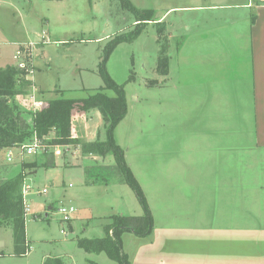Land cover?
Returning a JSON list of instances; mask_svg holds the SVG:
<instances>
[{
  "label": "rangeland",
  "instance_id": "obj_1",
  "mask_svg": "<svg viewBox=\"0 0 264 264\" xmlns=\"http://www.w3.org/2000/svg\"><path fill=\"white\" fill-rule=\"evenodd\" d=\"M209 3L0 0V66L13 61L18 44L38 42L32 50L28 71L36 99L44 101L61 93L66 98H85L106 85L102 69L122 87L125 112L113 127L112 138L141 187L154 225L156 220L172 222L181 208H187L185 196H179L194 188L184 165L191 161L208 162L210 156L212 161L233 162L230 152L214 153V142L218 140L213 138L206 145L211 143L210 154L191 153L190 143L194 139L200 144L195 148L200 149L206 139L193 136V131L198 133L207 120L222 136L229 137L228 142H234L231 134L239 128L242 133L237 132L234 140L251 141L243 137V132H253L252 124L237 121L242 115L246 118L249 106L234 99L230 85L215 92L219 95L213 102L221 101V107L210 108L206 106L208 101H204L201 82L206 35L232 36L240 33L239 26L245 28L235 23L212 33L206 31L214 24L215 16L225 13L210 10ZM147 10L153 11L152 20L139 24L137 19ZM43 34L47 42L41 44ZM161 44L165 45L167 55L166 74L156 71ZM103 91L114 96L111 89ZM20 106L33 112L27 105ZM88 117L85 113L73 118V136L81 141L104 140L103 120L96 123L94 117L84 127ZM43 144V151L28 158L20 155V149H12L18 154L11 162L6 161V150L0 152V170L6 176L20 172L22 161L34 160L37 164L33 171H23L24 182L31 187L24 194L29 206L25 213L26 252H15L12 227L0 223V264H42L53 257H58L62 264H120L105 251L89 252L78 244L81 238L102 237L111 215H129L126 212L132 213L133 209L140 215L144 213L138 197L118 173L115 158L82 155L80 148L73 145L56 146L45 141ZM243 163L259 166L264 163V155L245 154ZM69 205L75 211L69 221H64L58 208ZM127 234L124 231L121 235L123 252L127 243L130 245Z\"/></svg>",
  "mask_w": 264,
  "mask_h": 264
},
{
  "label": "crops",
  "instance_id": "obj_2",
  "mask_svg": "<svg viewBox=\"0 0 264 264\" xmlns=\"http://www.w3.org/2000/svg\"><path fill=\"white\" fill-rule=\"evenodd\" d=\"M248 1L209 0L210 10L225 13L215 16L214 24L207 26L206 31L212 33L235 23L245 28L239 26L240 33L232 36L206 35L201 83L205 88L204 101L210 108L222 106L221 101L214 103L213 99L219 95L215 92H221L226 85L234 91L236 101L249 106L246 118L242 115L237 121L252 124L253 132H243V137L251 141L234 140L237 132L242 133L239 128L231 134L234 142H228L229 137L222 136L207 120L202 132L191 133L206 138L202 149L195 148L200 144L194 139L191 153L210 154L211 143L206 145L213 138L218 140L214 142V153L230 152L233 162L212 161L210 156L208 162L191 161L184 165L194 188L179 196H185L187 208L176 212L172 222L156 220L145 235L127 231L130 245L127 243L124 253L129 264H264V163H243L245 154L264 155V0H251L250 6ZM9 64H14V60L6 65ZM87 115L84 127L94 117L96 123L102 121L95 109ZM135 210L126 213L141 216Z\"/></svg>",
  "mask_w": 264,
  "mask_h": 264
},
{
  "label": "trees",
  "instance_id": "obj_3",
  "mask_svg": "<svg viewBox=\"0 0 264 264\" xmlns=\"http://www.w3.org/2000/svg\"><path fill=\"white\" fill-rule=\"evenodd\" d=\"M151 16L153 11L147 10L146 14L137 21L139 24L142 21H150ZM160 29H163V26ZM30 66L28 65L26 69L18 68L15 64L0 67V152L5 149H20L23 144L37 138L50 145L78 146L82 155L103 158L113 156L117 162L118 173L138 197L144 213L141 216L111 215L109 222L104 226L105 234L102 237L81 238L78 244L86 251H105L108 257L120 264H129L126 254L122 251V233L132 231L137 235H145L150 232L152 222L141 187L125 162L122 149L114 143L112 138V129L125 112L122 87L110 80L102 69L101 74L106 80L104 87L94 90L81 99L66 98L61 93L59 96L44 100L40 110L31 112L23 109L15 101V96L26 93L25 88L32 84L31 80L23 76L18 77L28 73ZM167 68L165 45L161 44L156 71L166 74ZM104 88L113 90L114 96H108L103 91ZM92 109L97 110L101 115L106 125V137L104 140L96 138L93 141H81L73 136V118ZM36 166L34 160L22 161L20 172L10 176L2 174L0 170V223L12 227L15 252L19 254L25 253L27 249L22 199V187L25 184L23 171L25 169L33 171ZM42 264H62V262L58 257H53L46 258Z\"/></svg>",
  "mask_w": 264,
  "mask_h": 264
},
{
  "label": "built area",
  "instance_id": "obj_4",
  "mask_svg": "<svg viewBox=\"0 0 264 264\" xmlns=\"http://www.w3.org/2000/svg\"><path fill=\"white\" fill-rule=\"evenodd\" d=\"M248 5L249 6L252 5L251 0L248 1ZM45 42H47V40L44 41V34H43L41 44H44ZM36 44H38V42L37 43L27 42V43L18 44V47L16 48L15 53L13 55V60H14V64L16 65V67L26 69L28 67V65L29 66L31 65L32 50ZM22 76L25 79L31 80L28 76V73H26L25 75L18 76V77L22 78ZM17 82H19L18 78H17ZM28 87L30 88V91H27L26 92L27 94L24 93V94L16 95L15 100L17 99L18 100L17 103L18 104L20 103V105H24V106L27 105L28 108L31 109L33 112L38 111L43 106V101L36 99V95H35L36 88L33 86V84L29 85ZM24 96H26L27 98H25ZM27 99H30V102H28V101L25 102ZM23 102H25V103H23ZM45 148H46V146L43 144V142L41 140H39L37 138H33L32 141L28 142L26 145L23 144L20 147L19 153H20V155H23L24 158H28L30 155L38 154L39 152L43 151ZM17 154L18 153L17 152L15 153L12 149H7L6 155H5L6 161L7 162L13 161V158ZM30 188L31 187L27 183H25L22 187V199H23L24 215L26 212L29 211V206L26 203V201L24 200V194L27 190H30ZM43 192H45V190H43ZM74 211H75V208L71 205L61 206L58 208V213L61 215V218L64 221H69L71 219V215L74 213Z\"/></svg>",
  "mask_w": 264,
  "mask_h": 264
},
{
  "label": "water",
  "instance_id": "obj_5",
  "mask_svg": "<svg viewBox=\"0 0 264 264\" xmlns=\"http://www.w3.org/2000/svg\"><path fill=\"white\" fill-rule=\"evenodd\" d=\"M48 203H50V201L48 200L47 201ZM48 208H50V206H48ZM47 216V212H45V217Z\"/></svg>",
  "mask_w": 264,
  "mask_h": 264
}]
</instances>
